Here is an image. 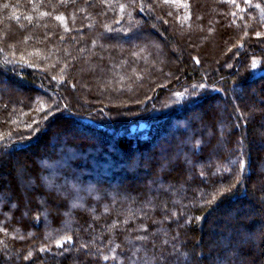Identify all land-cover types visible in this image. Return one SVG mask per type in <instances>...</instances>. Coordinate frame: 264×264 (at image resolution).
I'll return each instance as SVG.
<instances>
[{"label":"trees","instance_id":"16d2710c","mask_svg":"<svg viewBox=\"0 0 264 264\" xmlns=\"http://www.w3.org/2000/svg\"><path fill=\"white\" fill-rule=\"evenodd\" d=\"M240 260L264 264V0H0V264Z\"/></svg>","mask_w":264,"mask_h":264},{"label":"rangeland","instance_id":"374dc122","mask_svg":"<svg viewBox=\"0 0 264 264\" xmlns=\"http://www.w3.org/2000/svg\"><path fill=\"white\" fill-rule=\"evenodd\" d=\"M256 38H257V36H256ZM202 43H203V41H202ZM197 44H201V42L199 43V42H197L196 43V45ZM212 50V49H211ZM193 51L195 52L196 50L195 49H193ZM104 81V80H103ZM36 86V85H35ZM32 87V86H31ZM252 88V87H251ZM13 89V88H12ZM33 90V89H32ZM93 90V89H92ZM99 91V92H103V88H102V85L100 84V85H97V88L96 89H94V91ZM96 91H95V93H96ZM252 92V91H251ZM257 92H258V94L260 93L259 92V90L257 89ZM114 95V94H113ZM86 98H85V96L84 95H82V93H79V95H78V100L79 101H81L83 104H86V103H88L87 102V100H85ZM97 99H98V97H97ZM109 102H113V103H117V104H111V103H109ZM123 102V100L122 99H120V98H109V97H107V98H105L102 102H100V103H98L97 105L100 107V108H104L105 110H111V109H116V110H120V109H125V108H135L136 110H138L140 107H141V104L142 103H138V102H133L132 101V103L131 104H124V103H122ZM200 110L201 109H198V108H189L188 109V112H187V115L189 116V121H196V119H197V117L198 116H200ZM62 113V112H61ZM61 113H57V115H60ZM174 126V125H173ZM47 128V135H53V133H54V127L52 126V125H49V126H47L46 127ZM173 128L174 127H172L171 129H170V132H169V134L166 136V137H164V138H162V139H160L158 142H157V144L156 145H154V147H153V149L156 151L157 149H159L158 150V153H159V156H163V151H164V149L165 148H167V146L169 145V143L167 142V143H164L163 142V139H169V138H171L172 137V134H173ZM70 130L71 131H74V133L77 131V128H76V126H70ZM191 134V131H187V135H189V136H191L190 135ZM69 139H70V137H69ZM55 141H54V139L52 140V143H54ZM57 142V141H56ZM59 142V141H58ZM67 141H65V138L62 140V142H61V145L63 144V146H65L64 145V143H66ZM258 148H259V146H258ZM43 151V150H42ZM63 151H65V153H67V159H69V160H72V159H74V158H76V157H80L81 158V156H76V155H74V154H72V153H70V150L69 149H64V147H63V150L61 149V154H63ZM18 153V152H17ZM16 152H15V154H17ZM28 152L26 151L25 152V154H27ZM71 155H70V154ZM8 154H10V155H8L9 157H6L5 155L3 156V159H4V162H9L10 160H11V152H9ZM21 154V153H20ZM18 155H19V153H18ZM66 161V160H65ZM130 162H131V164H136L137 162H138V158H137V155H134L133 157H132V159L130 160ZM33 163H34V165L36 166V167H40L39 165V163L37 162V161H33ZM10 164L12 165L13 163L10 161ZM65 164V162H63V163H59L58 164V167L57 168H65L66 167V165H64ZM130 164V165H131ZM16 166V164L14 163V165H12L11 166V168L14 170V171H16V169H17V167H15ZM122 167V166H121ZM140 168V166L138 165V166H134V168H132V169H129L128 168V166H126V170L129 172H135L136 170H138ZM67 169H69V171H73L72 169H70V168H66L65 170H67ZM260 172V171H259ZM2 178H5L4 176H2ZM78 180H79V178H78ZM189 180H190V178H189ZM138 181V180H137ZM52 183H54V179L52 180ZM126 184H128V181H124L123 182V185H126ZM115 185L116 184H108V187L111 189V190H113V191H117V188H115ZM138 186H140V184H137ZM117 186V185H116ZM125 191V189H124V187H123V189L121 190V192L123 193ZM117 192H119V191H117ZM253 199H251V201H252ZM249 202H250V200H249ZM236 208H238V209H241V210H239L238 212H242L243 211V213H245V214H248L249 215V218H252V219H255L256 218V215H255V213H254V210L252 209V207H251V203H246V204H240V205H238V206H236ZM224 216H226V213L224 214V215H220V218L222 219V217H224ZM246 217V216H245ZM246 220H249L248 219V217L247 218H245ZM257 219V218H256ZM234 241V240H233ZM231 243V242H230ZM239 244V243H238ZM240 263H245L244 262V260L242 261V260H240V261H238V264H240Z\"/></svg>","mask_w":264,"mask_h":264},{"label":"snow or ice","instance_id":"6c2138e0","mask_svg":"<svg viewBox=\"0 0 264 264\" xmlns=\"http://www.w3.org/2000/svg\"><path fill=\"white\" fill-rule=\"evenodd\" d=\"M165 2H167V0H165ZM121 7L123 8V6H121ZM56 19L62 21V20H63V17H59V16H58V17H56ZM66 30H67V29H66ZM257 35H259V33H258ZM196 63H199V61L197 60ZM252 67H253V68L256 67V63H255V61H253V63H252ZM201 87H203V85H201ZM201 175H203V173H201ZM70 241H71V238L69 237V238H68V242H70ZM57 247H61V244H60L59 241L57 242ZM43 250H44V249H41V251H43ZM25 258L27 259L28 257H25ZM104 259H107V257H104Z\"/></svg>","mask_w":264,"mask_h":264}]
</instances>
